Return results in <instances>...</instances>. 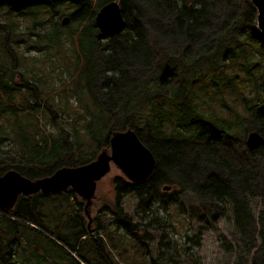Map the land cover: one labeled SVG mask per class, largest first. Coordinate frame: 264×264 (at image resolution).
<instances>
[{"label":"trees","instance_id":"16d2710c","mask_svg":"<svg viewBox=\"0 0 264 264\" xmlns=\"http://www.w3.org/2000/svg\"><path fill=\"white\" fill-rule=\"evenodd\" d=\"M112 1L120 5L125 29L101 46L95 15ZM5 9L0 176L15 170L36 180L88 164L100 147L109 146L112 133L135 130L156 168L140 184L113 181L115 202L104 207L116 220L113 228L139 244L155 240L149 230L159 232L161 256L152 264H177L167 233L171 224L162 212L176 207L178 196L188 191L205 202L230 205L234 231L247 254H254L251 264H264V144L255 151L246 147L253 130L264 139V37L249 0H50L48 6L31 7L30 14ZM22 15L24 23L15 18ZM61 17L69 18L65 26L74 60L63 48L62 19L55 22ZM50 49L67 78L38 65L51 59ZM225 89L238 90V97L213 111L206 108L210 95ZM116 119L124 122L122 128ZM128 196L137 201L139 222L120 208ZM73 198L71 190L38 193L19 197L10 211L0 208V264H118L103 248L109 241L128 264L110 228L103 231L105 244L83 230L75 215L83 205L76 207ZM255 199L262 207L257 216ZM188 209L192 218L205 220L195 206ZM179 211L187 210L179 204ZM68 219L75 221L66 229ZM52 226L57 233L50 232ZM40 239L51 248L39 247ZM220 241L231 249L223 236ZM77 242H89L85 255L79 246L76 250ZM184 252L195 256L189 247Z\"/></svg>","mask_w":264,"mask_h":264},{"label":"rangeland","instance_id":"374dc122","mask_svg":"<svg viewBox=\"0 0 264 264\" xmlns=\"http://www.w3.org/2000/svg\"><path fill=\"white\" fill-rule=\"evenodd\" d=\"M40 5L48 6L49 2H45ZM27 9L28 10L25 9L26 11L22 10L24 11L23 14H30L29 12L30 8ZM5 10H6L5 5L0 6V14H6ZM22 11H20L19 13L12 12V14H20ZM25 17H26L25 15H22V17L20 16L18 18L17 17L15 18L17 21H21L22 23H24V20H26ZM61 19L62 17L55 20V22L60 23ZM3 20H4V16L0 15V21ZM69 25L70 23L68 24V26ZM68 26L65 27L61 26L62 34L60 37L61 40H63V48L65 50L66 55H69L70 59L74 60L75 58L73 57V54L71 52L72 46L70 41L68 40V35L66 31V28ZM96 33H97V29H96ZM96 33L94 35H96ZM106 42L107 40L103 41L101 46H103ZM49 53H50L49 57L51 59H48L46 62L44 61L38 63V65L42 67L41 70L45 72L53 71L58 74L64 73L63 74L64 78H67L65 72L56 65L57 58L54 54V50L50 49ZM61 63L62 64L64 63L63 59H61ZM65 81L68 82V80ZM53 83L54 86L56 87L60 86L61 84V82L58 79L53 81ZM237 97H238V90L231 91L229 89H225L222 90V92L215 91L214 95H210L209 99L206 100V108H209L213 111V109H215V107L217 108L223 102V100L225 102L229 101L230 103L231 100ZM70 100L72 101L73 97ZM223 112L225 113V111ZM81 113L84 116H87L83 112ZM114 123L117 129L122 128L124 124V122L121 119H116ZM245 126H247V128L250 131L253 130L252 128L253 126H251V124H247L246 122ZM126 130L128 129H125L124 131ZM124 131H119V132H124ZM232 143L234 144V142ZM235 144H234V149L237 150L238 147H236ZM100 148L101 149L96 153L93 160H95L97 155L103 150H107L108 154H110L109 146L100 147ZM116 178H124V177L114 165H111L110 172L97 183L95 198L93 199L92 204L89 208V213L92 220L91 225L89 227V233L90 234L92 233L91 236L95 239H102L103 243L105 244L106 241L108 242V237L106 235V232L103 231L110 228L109 233H111L110 235L113 237L112 242L114 244L117 243L118 248H120V250L123 252L124 257L127 258L128 264H140V263L152 264L153 260L159 259L161 256L158 249L160 236H161L160 233L154 230L152 231L149 230V235L153 236V240L154 239L155 240L151 241L146 239L143 240V242H141L140 244L136 243L132 241L130 238H128V236L123 235L122 234L123 232L121 233L119 230H115L113 228L114 224L116 223V220L114 219V216L111 213L107 212L104 209V207L106 206H113L115 202L113 181ZM169 178L171 180L177 181V177L175 175H172ZM68 191H70V189H68L65 192ZM74 195L75 198H73V200H75V206L80 208V204L83 205L81 207V212L78 213L77 211L75 215L78 214L80 215V219L78 217L77 220L81 222V227L87 233L88 219L84 214L85 201L80 197H78L75 193ZM178 197H179L178 198L179 204L184 205V207L187 210L186 212L179 211V204H177L176 207L174 206L173 209L168 213L162 212V215L165 216L171 224V228L167 233L171 239L170 249H173L172 253H174L175 255L174 258H176L177 264H194L193 261H197V264H251L252 263L254 254L251 255L247 254V250L244 249L245 246H243V243L241 242V240L234 231L230 205L227 204L224 207H220L219 205L205 202V200H203L202 198H198L195 194L190 193L188 191L184 192ZM17 203L18 202H16L15 207ZM189 206H195L199 212H202L205 215V220L200 221L198 218H192L190 212H188ZM120 208H122L124 214L129 215L131 218H133L134 221L139 222L135 213V210L137 208V201L133 196H128L122 199L120 203ZM261 208L262 207L260 204V200L259 199L253 200L252 209L255 213V216L258 215ZM75 215H73L72 217H75ZM74 221L71 220L70 223V219H68L66 222L69 223L66 224L67 225L66 229H68V227H70ZM51 228H52V230L50 231L51 233L54 234L57 233V230L55 229L54 226H52ZM42 234L50 238L52 241L57 242L49 235L45 233ZM88 236L90 235H87V237ZM186 236L189 237L190 239L189 241H186ZM221 236H223L226 239V243H228L231 246V249H225L222 246L223 241L222 242L220 241ZM88 244L89 242H83L82 244H80V242H77L76 250L78 249L79 246L80 252L84 254L89 247ZM39 247H42L43 249L51 248L50 245L47 243V241H45L44 239H40ZM185 247H189L191 251L195 254V256L194 257L186 256L187 252L186 253L184 252ZM103 248L107 253H110V256H114V258L119 262L118 264H123L122 263L123 261L118 257L119 256L118 249L111 245V241H109V244L106 243L103 246ZM70 254L73 256V258L75 259L77 258V253L70 252ZM103 254L105 253L103 252Z\"/></svg>","mask_w":264,"mask_h":264},{"label":"water","instance_id":"95a60500","mask_svg":"<svg viewBox=\"0 0 264 264\" xmlns=\"http://www.w3.org/2000/svg\"><path fill=\"white\" fill-rule=\"evenodd\" d=\"M50 0H0V6L6 5L11 12L17 13ZM256 11L257 28L264 37V0H249ZM69 22L68 17L61 21L63 26ZM97 29L96 40L105 41L109 36L118 34L125 29V20L117 1L102 6L95 15ZM264 144L263 137L256 131L246 136V147L255 151ZM110 154L101 151L95 160L78 167H63L48 177L31 180L15 170H9L0 176V208L10 211L19 197L35 194L48 196L60 194L68 189L85 201L84 214L88 219V230L91 225L89 208L95 198L97 183L102 180L114 165L130 184L147 181L154 173L156 160L150 150L139 140L133 130L112 133L109 140ZM163 191L169 192L171 187L164 186Z\"/></svg>","mask_w":264,"mask_h":264},{"label":"flooded vegetation","instance_id":"af4514ba","mask_svg":"<svg viewBox=\"0 0 264 264\" xmlns=\"http://www.w3.org/2000/svg\"><path fill=\"white\" fill-rule=\"evenodd\" d=\"M48 2H49V1H48ZM5 7L8 8L6 5H5ZM17 13H19V12H17ZM87 231H88V227H87Z\"/></svg>","mask_w":264,"mask_h":264}]
</instances>
